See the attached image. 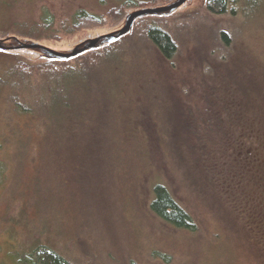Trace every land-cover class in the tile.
Returning a JSON list of instances; mask_svg holds the SVG:
<instances>
[{"label": "rangeland", "instance_id": "374dc122", "mask_svg": "<svg viewBox=\"0 0 264 264\" xmlns=\"http://www.w3.org/2000/svg\"><path fill=\"white\" fill-rule=\"evenodd\" d=\"M174 1L108 17L120 0H0V39L12 36L7 33L17 23L41 22L48 9L55 22L42 27L44 39L37 42L65 53L121 29L135 10ZM207 3L188 0L134 22L133 39L145 25L158 24L172 34L178 52L142 75L150 85H163L160 102L148 92L140 106L125 104L108 116L89 147L99 153L93 152L82 181L74 176L81 164L69 155L43 171L36 153L46 128L0 101V264H41L29 255L38 241L72 264H264V9L249 10L248 17L213 15ZM78 7L103 15L104 24L63 26ZM138 46L142 57L135 62L146 68L155 52L143 41ZM2 52L0 74L13 61ZM9 53L29 64L48 61L38 50ZM134 57L126 54L125 64ZM132 82L127 72L124 85ZM31 125L36 130L25 132ZM177 136L188 138L200 167L184 153L185 144H168ZM246 145L254 148L252 160L244 157ZM155 182L173 188L195 231H176L151 214Z\"/></svg>", "mask_w": 264, "mask_h": 264}, {"label": "trees", "instance_id": "16d2710c", "mask_svg": "<svg viewBox=\"0 0 264 264\" xmlns=\"http://www.w3.org/2000/svg\"><path fill=\"white\" fill-rule=\"evenodd\" d=\"M160 1L120 0L114 5L111 4L106 16L110 17L115 13L124 15L133 7L156 5ZM207 8L213 15H225L226 13L240 15L246 12L248 17L249 10H258V13H261L264 9V0H208ZM43 19L39 23L29 21L15 24L14 29H10V33H7L12 35L7 43L15 40L14 38H22L28 42L44 39L39 32L44 26L52 29L55 15H51L46 9ZM87 24L103 25L104 16H97L85 8L78 7L73 13L70 12L63 18V26H68L70 29L82 28ZM6 26H8L7 23ZM132 29L122 38L111 41V43L100 44L74 58L61 60L45 54L48 61L42 64L22 62L23 60L17 59L16 55L10 54V50H0L9 58H13L12 62L3 67L0 74V101L5 109L9 110V106L14 107L13 109L18 114L26 116L29 123L33 125L40 123V127L46 128L45 136L38 137L39 149L36 153V159L39 156L42 158L43 171L47 170V165L51 161L52 163L58 162L61 156L69 155L71 161L80 162L81 168L76 174L74 173V176L82 181L81 175L84 176V173H87L89 168L87 163L92 158L93 152L99 153L89 147L97 141L94 140L96 133L100 132L103 125L108 122V116L113 113L112 111L118 107L124 110L125 104L135 109V106L143 103V97L148 92L154 95L151 96V100L160 102V90L163 85L161 84L160 88L158 85H150L149 80L143 78L142 75L144 71L151 74L156 70L155 67L159 60H172L178 52V46L172 34L161 25H145L142 35L138 34L134 39L129 36L133 32ZM126 38L128 40L125 44ZM224 38L227 40V37L224 36ZM122 41L124 45L120 44ZM142 41L148 44L156 55H153L155 60L151 61L146 68H142L139 64L142 56L138 44ZM118 45L123 48L120 49ZM126 54L127 58L134 57L136 54L137 57H134L133 62H139L131 66L125 64ZM127 72L134 79L132 86L124 85ZM31 127L32 125L29 129H25V132L34 131L35 128L31 130ZM15 142H19L21 146L24 145L23 140ZM73 143L75 145L72 148ZM182 143L187 146L182 147L183 151L185 150L184 153L188 154L190 159L195 160L193 163L195 168L200 167L201 159L197 157L195 148L190 146L188 138L178 137L168 142L170 146ZM246 146L244 150L248 151H244V157L252 160L254 148L251 145ZM17 159L21 164L23 157L20 155ZM174 192L169 184L155 182L152 186L153 198L148 206L151 214L176 231L178 229L195 231L197 226L193 215L181 204ZM36 193H41V189L36 190ZM29 255L41 264H72L54 247H49L40 241L32 247Z\"/></svg>", "mask_w": 264, "mask_h": 264}, {"label": "water", "instance_id": "95a60500", "mask_svg": "<svg viewBox=\"0 0 264 264\" xmlns=\"http://www.w3.org/2000/svg\"><path fill=\"white\" fill-rule=\"evenodd\" d=\"M188 0H177L174 1L167 6H157L156 8H145V9H139L133 11L131 14L128 15L125 21V25L115 31L111 32V34L106 35H100L98 38L94 39H88L87 41L76 45V47L67 52H60L56 49H51L47 47L46 45L39 43L37 41H21L20 39L14 38L17 42V45L11 46L7 45V40L10 39V37H7L6 39H0V50H39L46 54L47 56L51 58H58L61 60L70 59L76 57L78 54L84 53L88 51L89 49L96 48L98 45L103 43H111V41L117 40L127 34L134 26V21L138 18L145 17V15H156L158 13H168V11H175L178 10V8L182 5H184Z\"/></svg>", "mask_w": 264, "mask_h": 264}]
</instances>
